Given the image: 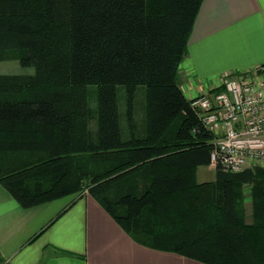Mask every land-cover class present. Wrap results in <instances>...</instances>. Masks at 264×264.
<instances>
[{
	"label": "trees",
	"instance_id": "16d2710c",
	"mask_svg": "<svg viewBox=\"0 0 264 264\" xmlns=\"http://www.w3.org/2000/svg\"><path fill=\"white\" fill-rule=\"evenodd\" d=\"M203 1L0 0V62L30 70L0 74V184L23 208L87 191L142 246L202 264H264V168L198 181L214 137L180 67ZM141 85L147 133L124 139L118 87L132 124Z\"/></svg>",
	"mask_w": 264,
	"mask_h": 264
},
{
	"label": "crops",
	"instance_id": "0c3cea01",
	"mask_svg": "<svg viewBox=\"0 0 264 264\" xmlns=\"http://www.w3.org/2000/svg\"><path fill=\"white\" fill-rule=\"evenodd\" d=\"M261 66L264 0H204L180 67L188 99ZM0 264L202 263L136 243L87 191L26 209L0 184Z\"/></svg>",
	"mask_w": 264,
	"mask_h": 264
},
{
	"label": "built area",
	"instance_id": "2783aa9c",
	"mask_svg": "<svg viewBox=\"0 0 264 264\" xmlns=\"http://www.w3.org/2000/svg\"><path fill=\"white\" fill-rule=\"evenodd\" d=\"M221 87L219 93L208 91L191 99L203 128L214 137L211 167L232 174L263 168L264 66L228 73Z\"/></svg>",
	"mask_w": 264,
	"mask_h": 264
},
{
	"label": "rangeland",
	"instance_id": "374dc122",
	"mask_svg": "<svg viewBox=\"0 0 264 264\" xmlns=\"http://www.w3.org/2000/svg\"><path fill=\"white\" fill-rule=\"evenodd\" d=\"M30 70L23 69L17 62H0V74H26ZM207 91V90H206ZM147 89L141 85L137 88L134 100V116L131 124L128 116L127 98L125 87H118V100L120 109V125L124 139L130 138L132 133L143 138L147 133V107H146ZM187 96H189L186 93ZM193 98V97H192ZM89 129L92 139H97L98 136V88L97 86L89 87ZM264 168V167H263ZM212 169V168H211ZM216 168L212 170L208 168H200L198 170V181L200 183L213 182L216 180ZM226 173V172H225ZM86 192V191H85ZM249 200H247L248 208Z\"/></svg>",
	"mask_w": 264,
	"mask_h": 264
}]
</instances>
